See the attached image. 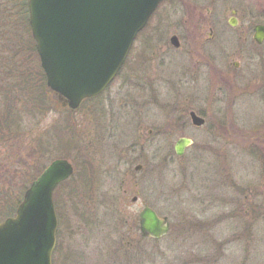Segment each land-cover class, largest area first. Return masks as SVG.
<instances>
[{
    "label": "rangeland",
    "instance_id": "rangeland-1",
    "mask_svg": "<svg viewBox=\"0 0 264 264\" xmlns=\"http://www.w3.org/2000/svg\"><path fill=\"white\" fill-rule=\"evenodd\" d=\"M180 1L179 10L160 5L96 105L73 111L48 91L50 110L33 115L21 93L12 95L13 116L22 119L0 134V195L11 196L0 211L22 199L38 169L55 159L73 164L69 184L79 188L89 180L86 174L92 178L83 196L81 191L69 197L70 186L58 193L55 264H231L241 258L234 236L241 214L255 205L264 213V43L254 41V27L264 25V0ZM172 36L181 47L175 52L169 47L172 57L163 69V40ZM24 41L27 72L37 86L39 57L28 35ZM6 71L0 69V105ZM187 71L198 81L182 80L181 87L179 77ZM110 96L114 104L98 108ZM175 100L206 114L202 129L187 130L193 146L183 158L174 153L181 135L164 105ZM150 131V144L132 151L135 139L149 138ZM61 132L66 142L67 135L72 138L68 148L58 141ZM42 141L50 144L46 153L40 151ZM139 164L145 168L134 171ZM146 207L169 219L165 238L139 232ZM227 216L231 220L219 224ZM197 221L215 225L199 231Z\"/></svg>",
    "mask_w": 264,
    "mask_h": 264
},
{
    "label": "water",
    "instance_id": "water-1",
    "mask_svg": "<svg viewBox=\"0 0 264 264\" xmlns=\"http://www.w3.org/2000/svg\"><path fill=\"white\" fill-rule=\"evenodd\" d=\"M162 2L29 0L32 35L49 88L74 110L83 100L103 93ZM230 25L236 27V20ZM171 41L179 45L177 37ZM254 41L264 43V25L255 26ZM192 118L198 126L205 122L195 113ZM191 144L178 141L177 155L183 156ZM73 174V165L58 159L31 184L15 216L0 223V264H52L58 229L54 192ZM139 223L141 233L152 239L165 237L170 228L168 218L149 207L140 213Z\"/></svg>",
    "mask_w": 264,
    "mask_h": 264
},
{
    "label": "trees",
    "instance_id": "trees-1",
    "mask_svg": "<svg viewBox=\"0 0 264 264\" xmlns=\"http://www.w3.org/2000/svg\"><path fill=\"white\" fill-rule=\"evenodd\" d=\"M28 35L31 44H33L34 52L37 55L36 44L32 37L31 27L29 23V10H28V0H3L0 2V69L5 68L6 79L8 80L5 84L4 97L2 96L3 105H0V134L4 135V130H7V133L13 131V127H18L19 122L22 117L17 115L13 116L12 110L14 102L17 97L12 95L22 94V99L24 100L25 106L30 105L34 108V114H40L43 116V113L49 111V97L47 96L49 88L46 83V76L44 71L41 68L40 61L38 60V71H35L37 77V86H35V79L33 76L28 73V60H24V52H26V43H24V36ZM38 72V73H37ZM37 87V88H36ZM52 93V92H51ZM4 98V99H3ZM38 112V113H37ZM5 127V128H3ZM3 128V130L1 129ZM72 128L69 129V131ZM68 131V132H69ZM71 133V132H69ZM72 134V133H71ZM72 138L76 137L72 134ZM58 141L61 145L68 148L71 145L72 138L67 142L64 140V133H58ZM71 136V135H70ZM73 145V144H72ZM41 153H46L50 147V144L46 141H42L39 144ZM46 166H41L35 177L30 181H34L44 170ZM71 181V180H70ZM62 184L55 192L54 200L58 215H60V208L58 202V193L66 187H71L70 196L79 195L82 191L81 196H83L84 189H89L90 186L85 187L83 183L78 188L77 185L69 182ZM28 188V187H27ZM24 191H26V189ZM24 195V194H23ZM10 195L6 196V199L2 198L0 195V203L3 204L5 200L10 199ZM23 198V197H22ZM22 199L18 198L12 206L6 208V206L1 207L0 211V222L12 217L15 215L16 209L20 204Z\"/></svg>",
    "mask_w": 264,
    "mask_h": 264
},
{
    "label": "flooded vegetation",
    "instance_id": "flooded-vegetation-1",
    "mask_svg": "<svg viewBox=\"0 0 264 264\" xmlns=\"http://www.w3.org/2000/svg\"><path fill=\"white\" fill-rule=\"evenodd\" d=\"M179 3H181L180 0H165V1H163V5L169 4V5L173 6V4H174L175 10H179V5H180ZM167 23L168 22L163 21V24H167ZM173 37H177V36H172L170 38V40H168V41L163 40V69L168 67L169 58L172 57V55H170L171 53L166 54V52L167 51L171 52L170 48L174 49V51H172V52H175V51L179 50L181 47V42H180L179 37H177L179 40V45L177 47L175 45H173V43L171 41V39ZM173 54H175V53H173ZM122 71H123V68L120 71V73L117 75V77L115 78L113 83L119 78ZM189 74L190 73L188 71L185 72L184 74L183 73L181 74V76L179 77V78H181L179 80V82H180L179 86H181V87L186 86V85L182 84V80H189L191 82V85L197 83L198 79H194L195 76L192 74H190V76H189ZM112 84L99 96L84 100L83 103L81 104V106L77 110H79L83 105L86 106L85 105L86 103L88 105V103L93 102V104L96 105L100 98L102 99V98H105L107 96L109 88L112 86ZM136 85H137V87H140V86H138V84H136ZM187 85H189V84H187ZM189 87H191V86H189ZM132 88H134V86H132ZM148 93H150V91H147V93H146L147 96H149ZM54 96H56V95L54 94ZM58 100H59V103L62 105V107L69 108L68 103L64 99L61 100L58 97ZM148 101L150 102L149 98H148ZM148 101H147V103H148ZM107 102H111V104H114V102L112 101V96H110L108 99H106L103 103H98L99 105H101L98 108H101L103 110V107L107 106ZM188 103H191V102H188ZM133 104H135V103H133ZM164 105L166 106L167 112L169 113L168 119L171 120V124L174 127L173 130L177 131L178 134L181 135L180 138L178 139V141H180L182 139H187V140H190L193 142V139L191 137H189L188 135H186L187 130L188 129H190V130L202 129L206 125V119H205L206 114L204 112H200L199 110H197V108L195 109L194 108L195 105L194 106L193 105L192 106H186L187 108H184L185 106H183V102H178V100H175V102L171 101L169 103L165 102ZM133 108H135V107H133ZM77 110H75V111H77ZM193 113H195L198 117L202 118L205 121L203 125L198 126L193 122V118H192ZM114 129H116V128H113V131H114ZM148 135H149V138H145L144 136H139L137 139H135L136 143L132 146L133 148L131 150L136 151L137 153H140L141 150H144L150 144V138H151L150 136L152 135L151 131H150V133L148 132ZM176 145H177V143H176ZM176 145L174 146L175 155H177ZM192 146H193V144L185 147L184 155L181 158H183L186 155L187 151ZM136 167H140V170L136 171ZM136 167H135L134 171L141 172L145 168V165L139 164ZM85 177H87L89 180H85L84 186L88 187L90 185V183H89L90 179H92V178L89 174H86ZM254 208H255L254 211L245 212V213L241 214V218L239 220L241 223L239 231L236 234H234L235 242L237 244H240V246L242 247V250L239 254L241 256V258H239V259L237 258V259H235V261H231V264H264V248L262 249V241H263V235H264L263 206L255 205ZM227 218H229V216H227L226 218H220L219 224H221V222H223V221L231 220V219H227ZM213 222H215V220ZM214 225L215 224H210V223L205 224V223H201L200 221H197L194 224V228H195V230L198 229L199 231H201L202 229H208L210 232L213 230ZM247 245H249V249H247ZM243 250H244V253H243ZM220 254H221V256L225 255V251L220 249ZM214 257L215 256H213V258ZM215 262H217V260ZM199 263L203 264L202 262H199ZM53 264H55L54 260H53Z\"/></svg>",
    "mask_w": 264,
    "mask_h": 264
}]
</instances>
